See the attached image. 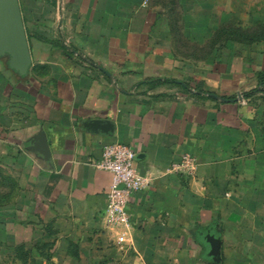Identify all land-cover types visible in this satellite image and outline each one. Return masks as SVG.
Wrapping results in <instances>:
<instances>
[{
    "label": "crops",
    "instance_id": "1",
    "mask_svg": "<svg viewBox=\"0 0 264 264\" xmlns=\"http://www.w3.org/2000/svg\"><path fill=\"white\" fill-rule=\"evenodd\" d=\"M19 4L28 73L0 57L7 142L21 160L5 234L17 262L264 264V93L243 96L264 72V49L184 57L153 0ZM40 131L48 159L32 148ZM115 141L134 148L148 180L120 229L105 217L111 175L90 163ZM186 155L189 170L179 166ZM212 228L219 263L200 238Z\"/></svg>",
    "mask_w": 264,
    "mask_h": 264
},
{
    "label": "rangeland",
    "instance_id": "2",
    "mask_svg": "<svg viewBox=\"0 0 264 264\" xmlns=\"http://www.w3.org/2000/svg\"><path fill=\"white\" fill-rule=\"evenodd\" d=\"M153 2L164 9L173 37L181 47L176 52L184 57L207 63L223 48L232 45H236L240 53L264 49V0ZM254 87H257V80ZM8 133L4 105L0 102V264H19L17 261L23 258L21 249H12L5 240L6 231L11 228L6 224L7 219L17 209L21 196L19 150L7 142Z\"/></svg>",
    "mask_w": 264,
    "mask_h": 264
},
{
    "label": "built area",
    "instance_id": "3",
    "mask_svg": "<svg viewBox=\"0 0 264 264\" xmlns=\"http://www.w3.org/2000/svg\"><path fill=\"white\" fill-rule=\"evenodd\" d=\"M136 151L129 144L115 141L102 147L98 160L90 163L99 169L108 171L111 183L107 193L105 217L108 225L114 229L129 228L132 219L128 211L131 195L146 188L147 178L136 168ZM194 160L184 156L179 164L181 168L192 169ZM118 242H124L125 232L117 235Z\"/></svg>",
    "mask_w": 264,
    "mask_h": 264
},
{
    "label": "water",
    "instance_id": "4",
    "mask_svg": "<svg viewBox=\"0 0 264 264\" xmlns=\"http://www.w3.org/2000/svg\"><path fill=\"white\" fill-rule=\"evenodd\" d=\"M7 57L8 66L23 76L31 65V53L23 23L19 0H0V57ZM33 150L45 159L50 156L46 133L40 131L33 142ZM201 240L206 244L205 258L220 262V234L211 229L204 233Z\"/></svg>",
    "mask_w": 264,
    "mask_h": 264
},
{
    "label": "trees",
    "instance_id": "5",
    "mask_svg": "<svg viewBox=\"0 0 264 264\" xmlns=\"http://www.w3.org/2000/svg\"><path fill=\"white\" fill-rule=\"evenodd\" d=\"M255 77L257 80V87H254L251 90L244 92L243 93L244 98L251 96L253 93H255L257 91L264 93V72L257 73V75ZM186 88H187V86L185 85L184 89H186Z\"/></svg>",
    "mask_w": 264,
    "mask_h": 264
}]
</instances>
